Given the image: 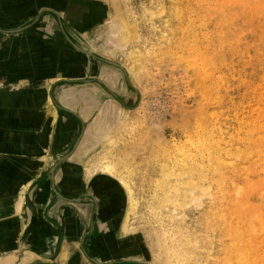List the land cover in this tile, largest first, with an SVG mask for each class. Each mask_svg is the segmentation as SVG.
Segmentation results:
<instances>
[{"label":"rangeland","instance_id":"obj_1","mask_svg":"<svg viewBox=\"0 0 264 264\" xmlns=\"http://www.w3.org/2000/svg\"><path fill=\"white\" fill-rule=\"evenodd\" d=\"M76 1L63 29L123 66L132 86L134 101L119 99L133 110L103 118L84 158L86 169L125 182L126 256L134 264H264V0ZM12 163L0 151V167ZM7 171L19 186L23 179ZM2 193L1 246L20 200ZM7 237L0 264H43Z\"/></svg>","mask_w":264,"mask_h":264},{"label":"crops","instance_id":"obj_2","mask_svg":"<svg viewBox=\"0 0 264 264\" xmlns=\"http://www.w3.org/2000/svg\"><path fill=\"white\" fill-rule=\"evenodd\" d=\"M76 5V0H0L1 29L40 16L28 31L0 32V75L9 89L0 91V151L13 162L0 169H11L23 179L17 186L8 171L0 178V193L7 194L2 197L20 199L17 220L2 228L7 230L0 248L7 246L11 233L21 249L35 252L43 264H90L82 251L103 263L134 264L120 236L124 194L118 181L86 169L84 162L94 131L107 127L108 121L102 125L101 120L119 110L108 93L131 101L134 97L119 71L81 60L61 38L58 20L73 24ZM85 10L80 8L78 15ZM85 78L83 85L60 82ZM52 100L81 119L73 113L62 116ZM81 120L87 122L85 133L55 171L52 185L49 169L71 148Z\"/></svg>","mask_w":264,"mask_h":264},{"label":"water","instance_id":"obj_3","mask_svg":"<svg viewBox=\"0 0 264 264\" xmlns=\"http://www.w3.org/2000/svg\"><path fill=\"white\" fill-rule=\"evenodd\" d=\"M45 13V11L41 12V14ZM40 14V15H41ZM40 16H38L37 18H35L34 20L28 22L27 24L25 25H21V26H18L16 28H13V29H1L0 28V32L1 33H4V34H18V33H22V32H25V31H28L30 30L34 25L35 23H37L38 19H39ZM57 17V15H56ZM59 30H60V33L62 34V36L67 40V42L70 44L71 48L73 51L75 52H78L82 55H85L87 56L89 59L91 58H95V59H98L100 62H103L107 65H109L110 67L112 68H115L117 71H119L122 76H123V79H125L126 81V84L128 86V88L130 89L132 86L129 84V81H128V76H127V71L125 70V68L123 66H121L120 64H117L111 60H108V59H105V58H101V57H98L96 54H94L93 52L89 51L84 45H81L80 43H78L74 36L71 34V32L69 30L65 31L63 29V27L66 28V25L63 23V21H59ZM96 82L98 80H95ZM124 81V82H125ZM60 82H64L66 84H74V85H83L85 82H88L87 80H80V81H71V80H62ZM99 82V81H98ZM100 85V83H98ZM101 87V85H100ZM103 88V87H102ZM136 90V92L138 93V95L140 94L139 91L134 88ZM108 96L111 98V99H114L115 101H117L120 106H121V111L123 110L124 112H127L128 110H133V108H127L119 99V97L117 98H114V96H112L111 94L108 93ZM52 99V98H51ZM54 106L56 107L57 111L60 112V114L62 116H65V117H68L69 115L68 114H71L73 113L74 115H76L77 118L81 119L80 116L74 112H71L65 108H63L61 105H59L55 100H52ZM120 111V112H121ZM97 113L94 115V117H96ZM80 128H79V133L76 137V139L74 140L73 144L71 145V148L69 150H67V152L65 154H60L57 158V160L55 161V163L52 164V166L50 167L49 169V178H50V181H51V184L54 185L53 183V176H54V173L55 171H57V169L60 167V165L62 163H64L67 158L70 157V155L73 153V151L77 148V146L79 145L84 133H85V129H86V125H87V122L84 121V120H81L80 122ZM115 181V180H114ZM116 182V181H115ZM118 186L119 183H117ZM121 188V187H120ZM122 190V189H121ZM123 192V190H122ZM57 193V192H56ZM59 196V195H58ZM124 206H125V197H124ZM124 206H123V210L121 212V215L118 219V221L120 222L122 220V217H123V211H124ZM82 253L84 254V256L87 258L88 262L90 264H109V263H103V262H100L98 260H96L95 258H91L87 255V253L85 251H82ZM141 264V263H140Z\"/></svg>","mask_w":264,"mask_h":264},{"label":"bare ground","instance_id":"obj_4","mask_svg":"<svg viewBox=\"0 0 264 264\" xmlns=\"http://www.w3.org/2000/svg\"><path fill=\"white\" fill-rule=\"evenodd\" d=\"M109 169V168H108ZM108 169H106V170H108ZM105 172V171H104ZM119 183L121 184V186H124V187H126V185L124 184L125 182L124 181H119Z\"/></svg>","mask_w":264,"mask_h":264}]
</instances>
